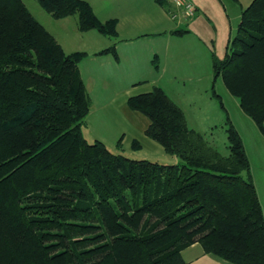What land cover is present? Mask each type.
<instances>
[{
    "label": "trees",
    "instance_id": "obj_1",
    "mask_svg": "<svg viewBox=\"0 0 264 264\" xmlns=\"http://www.w3.org/2000/svg\"><path fill=\"white\" fill-rule=\"evenodd\" d=\"M37 1L55 19L77 16L82 32L117 35L116 20L100 21L86 1ZM87 56L66 53L22 0H0V264H187L181 252L195 242L233 264H264V212L229 119L223 156L155 88L128 104L180 164L88 143ZM213 70L263 129L264 0L243 11Z\"/></svg>",
    "mask_w": 264,
    "mask_h": 264
},
{
    "label": "crops",
    "instance_id": "obj_2",
    "mask_svg": "<svg viewBox=\"0 0 264 264\" xmlns=\"http://www.w3.org/2000/svg\"><path fill=\"white\" fill-rule=\"evenodd\" d=\"M83 1L91 5L100 21L117 22V35L111 37L95 29L82 32L78 20L74 21L75 33L68 32L67 47L53 35L66 53L88 54L79 65L92 102L82 127L84 138L88 143L101 141L112 151L134 159L165 158V148L146 134L151 119L131 109L129 99L161 88L186 115L187 108L173 95L184 98L188 93L215 90L220 77L214 78V58L225 57L243 11L254 0H191L196 7L194 17L180 22L171 17L175 7L170 0ZM68 18L58 20L67 23ZM72 38L76 43H68ZM110 47H115L117 57L99 54ZM193 110H199L201 119H210L202 114L203 107L194 103ZM187 114L186 121L188 109ZM254 183L264 212V181L254 178ZM181 254L187 264H233L205 252L199 242Z\"/></svg>",
    "mask_w": 264,
    "mask_h": 264
},
{
    "label": "rangeland",
    "instance_id": "obj_3",
    "mask_svg": "<svg viewBox=\"0 0 264 264\" xmlns=\"http://www.w3.org/2000/svg\"><path fill=\"white\" fill-rule=\"evenodd\" d=\"M22 1L31 14L35 17V19L38 20L52 35L61 40L67 47L66 42L69 40L68 32L72 33V35L75 33L73 29H75L74 21L78 20L77 16L69 17L68 20H66V23L65 20L61 21L53 18L41 7L37 0ZM73 41L74 39L72 38V41L68 43H76ZM212 91L213 92H210V94H206L204 92L188 93L187 95H184V98L177 97L179 95L173 96L177 101L182 103V106H185L189 110V118L187 121L188 127L193 128L198 132L203 130V133H200L203 134L209 144L214 146L223 156H228L230 154L226 131L228 128L227 122L229 119L243 139L245 149L250 160V174L253 181L254 178H256L259 183L263 182L264 125L262 129L252 118L243 112L241 106H238L237 104L239 103V100L228 92L221 77L215 90L212 89ZM192 103H195L197 107H203L204 112L202 114H205V116H210V119H201V113H199V110H193ZM187 109L185 110V116L188 115ZM209 122L212 125H208L207 127ZM165 155V158L156 157L149 160L158 161L161 164L169 165L181 163V160L178 157L167 153ZM247 176L248 173H243L244 178H247Z\"/></svg>",
    "mask_w": 264,
    "mask_h": 264
},
{
    "label": "built area",
    "instance_id": "obj_4",
    "mask_svg": "<svg viewBox=\"0 0 264 264\" xmlns=\"http://www.w3.org/2000/svg\"><path fill=\"white\" fill-rule=\"evenodd\" d=\"M175 9L171 11V17L176 21H187L194 17L196 7L191 0H170Z\"/></svg>",
    "mask_w": 264,
    "mask_h": 264
}]
</instances>
